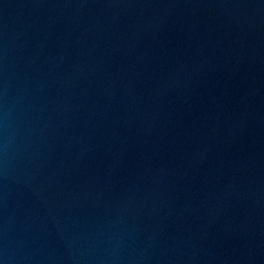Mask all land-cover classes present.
Wrapping results in <instances>:
<instances>
[{
    "label": "water",
    "instance_id": "water-1",
    "mask_svg": "<svg viewBox=\"0 0 264 264\" xmlns=\"http://www.w3.org/2000/svg\"><path fill=\"white\" fill-rule=\"evenodd\" d=\"M0 264H264V0H0Z\"/></svg>",
    "mask_w": 264,
    "mask_h": 264
}]
</instances>
